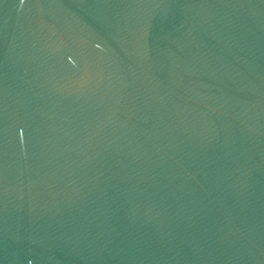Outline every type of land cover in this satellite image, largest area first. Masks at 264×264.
<instances>
[{"label": "water", "instance_id": "water-1", "mask_svg": "<svg viewBox=\"0 0 264 264\" xmlns=\"http://www.w3.org/2000/svg\"><path fill=\"white\" fill-rule=\"evenodd\" d=\"M0 264H264V0H0Z\"/></svg>", "mask_w": 264, "mask_h": 264}]
</instances>
